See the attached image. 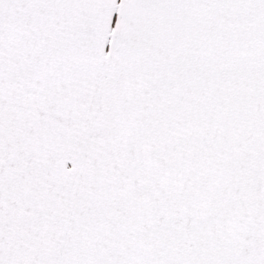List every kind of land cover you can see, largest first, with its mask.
Returning <instances> with one entry per match:
<instances>
[{
	"label": "snow or ice",
	"instance_id": "snow-or-ice-1",
	"mask_svg": "<svg viewBox=\"0 0 264 264\" xmlns=\"http://www.w3.org/2000/svg\"><path fill=\"white\" fill-rule=\"evenodd\" d=\"M0 264H264V0H0Z\"/></svg>",
	"mask_w": 264,
	"mask_h": 264
}]
</instances>
